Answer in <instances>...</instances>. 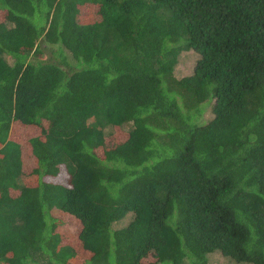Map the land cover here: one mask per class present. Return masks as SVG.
<instances>
[{"label": "trees", "instance_id": "obj_1", "mask_svg": "<svg viewBox=\"0 0 264 264\" xmlns=\"http://www.w3.org/2000/svg\"><path fill=\"white\" fill-rule=\"evenodd\" d=\"M214 252L264 264V0H0V264Z\"/></svg>", "mask_w": 264, "mask_h": 264}, {"label": "rangeland", "instance_id": "obj_2", "mask_svg": "<svg viewBox=\"0 0 264 264\" xmlns=\"http://www.w3.org/2000/svg\"><path fill=\"white\" fill-rule=\"evenodd\" d=\"M196 53L197 52L192 49V50H188V51H182L179 54L178 62L176 64L175 70H174V74L177 77L189 75L192 73L194 65H195L197 57H198L197 56L198 53L197 54ZM206 102L207 103L205 104V106L203 108V113H202V116L200 118L201 122L202 121L206 122L207 120L212 118L213 100L212 99L210 100V98H209V101L206 100ZM16 123H18V122H16ZM127 128H129V126L125 127V129H127ZM105 133H107V134L111 133L112 134V128L110 126L106 127ZM16 139H18L19 141H22L23 139H25V136H22L20 134L16 137ZM126 221H129V216L126 219H124L123 221H119L117 226L123 225ZM65 224L67 226H70V222L68 219L66 220ZM149 259H151V258H149ZM207 264H243V262H235V261L229 259L228 257L221 255L218 252H214V253L207 255Z\"/></svg>", "mask_w": 264, "mask_h": 264}]
</instances>
